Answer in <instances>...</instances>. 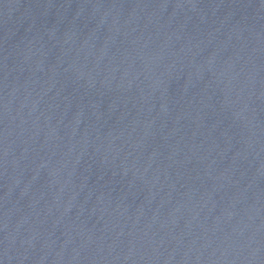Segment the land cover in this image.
Returning <instances> with one entry per match:
<instances>
[{"label":"water","instance_id":"95a60500","mask_svg":"<svg viewBox=\"0 0 264 264\" xmlns=\"http://www.w3.org/2000/svg\"><path fill=\"white\" fill-rule=\"evenodd\" d=\"M0 264H264V0H0Z\"/></svg>","mask_w":264,"mask_h":264}]
</instances>
